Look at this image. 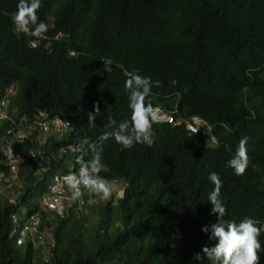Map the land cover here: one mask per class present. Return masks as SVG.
Masks as SVG:
<instances>
[{
    "label": "trees",
    "instance_id": "trees-1",
    "mask_svg": "<svg viewBox=\"0 0 264 264\" xmlns=\"http://www.w3.org/2000/svg\"><path fill=\"white\" fill-rule=\"evenodd\" d=\"M17 3L0 0V88L18 90L10 116L0 118V148L9 144L23 157L18 197L9 202L0 194V264H34L42 246L18 241L25 220L38 214L40 232L54 224L41 264H212L194 259L215 243L202 230L218 217L208 201L212 171L222 180L224 219L254 218L264 226V0H43L39 20L53 17L46 34L68 36L41 39L36 48V37L13 23ZM126 73L160 81L153 105L176 106L183 118L200 116L213 125L212 134L158 123L152 147L101 141L113 131L109 117L131 119ZM97 103L103 116L93 126L88 114ZM40 111L67 118L72 130L49 134L44 143L33 142L35 134L14 142V124L35 120ZM243 137L251 163L236 175L228 161ZM93 142L103 144L100 175L122 183L124 198L114 207L74 201L63 216L42 210L55 176L78 172L76 149L88 151ZM9 172L0 149V176ZM88 198L85 192L82 199Z\"/></svg>",
    "mask_w": 264,
    "mask_h": 264
},
{
    "label": "clouds",
    "instance_id": "clouds-1",
    "mask_svg": "<svg viewBox=\"0 0 264 264\" xmlns=\"http://www.w3.org/2000/svg\"><path fill=\"white\" fill-rule=\"evenodd\" d=\"M42 7L43 0H18L16 5L17 11L12 17L13 23L16 26L18 32H22L28 37H36V39L31 41V46L34 48H36L41 43V39L59 40L64 36H68L61 32L51 37L46 34L48 26H53V17H50L47 23L40 21L38 13ZM69 54L71 56H77L73 50H70ZM126 76L127 79L125 81V88L130 93L129 107L131 108V119L130 121L124 120L117 123L115 119L109 117L108 122L113 126V131L104 134L100 138L101 141L112 137L116 143L122 146L123 149L132 148L136 144H146L147 146L152 147L156 142V132L153 128V125L158 123H165L173 126H184L186 130L192 135H197L199 133L212 134L213 125L200 116L183 118L182 116L178 115L176 106L169 110L161 106L155 107L153 105L151 98H153L155 94L152 92V88L154 86H162L160 81H153L151 77L141 76L136 73H126ZM172 83L175 84V81H172ZM17 94L18 90L16 86H11L4 90L0 88V101L4 100L6 102L5 110L7 112V117L5 118L10 116L9 106L11 104V100ZM159 109L167 112H174L173 114L175 118L177 120L181 119L183 122L179 125L169 122H161ZM40 112L46 113L49 120L60 118L66 122L68 121L70 126L63 132L50 131L48 133L39 134L35 131L31 133V135L35 134V136L32 137L33 142L36 140L40 141L42 137H47L49 134H60L61 136L62 134H66L72 130V124L67 118L61 115L52 117L45 111ZM39 113L37 117L39 116ZM88 115V122L94 126L97 117L103 116L98 103L95 105V110L93 112H89ZM22 118L20 123H17V125L14 124L13 132L16 126L21 125ZM193 118L202 119L208 124L210 129L207 128L200 131H198V129H190L186 121H193ZM211 141L213 143L217 142L215 136L211 137ZM247 143L248 137L241 138L233 158L228 161V166L234 169L236 175H244L251 163V157L248 153ZM76 150L81 152V155L77 157L76 161L77 164H79L78 172H69L67 174L56 175L63 176V185L67 187L68 192L70 193L69 198L72 201L81 200V203L84 201L88 203L93 202L91 196H96L104 200H110L112 198H124L125 189L123 187L122 190L120 186H124L122 183H119V181L115 178L108 179L100 175V172L104 168L102 163L103 144L101 142H93L89 145L88 151H84L79 148ZM89 152L91 153V158L85 159ZM209 180L214 184V189L209 193L208 201L213 206L211 209L212 214H218V217L216 223L210 226H205L202 230L205 233L209 232L210 230L211 235L209 239L215 241V243L211 246L205 245L202 249L203 255L197 253L194 259L202 260L206 257L212 262V264H260L261 253L264 252V244H262L260 237L261 234L264 233V226H259V221L254 218H244L239 222L226 221L224 218L227 214V208L224 201L221 199L222 180L220 179L219 174L215 171H212L209 174ZM52 191L55 192L56 188L54 187ZM85 192L89 194V198L87 200L82 199ZM62 199V196L57 197L56 202L58 206L54 208V211H56L61 216L64 215V207L61 203ZM71 204H68L67 202L66 208ZM173 225V237L177 238L179 237L178 219L174 220Z\"/></svg>",
    "mask_w": 264,
    "mask_h": 264
},
{
    "label": "rangeland",
    "instance_id": "rangeland-1",
    "mask_svg": "<svg viewBox=\"0 0 264 264\" xmlns=\"http://www.w3.org/2000/svg\"><path fill=\"white\" fill-rule=\"evenodd\" d=\"M45 140H46V137H42V139H40V141H38V142L43 143V142H45ZM0 149H1V152H2L3 157H4V161H7L8 164L11 163L12 162L11 158L13 159L12 154L14 152L13 148L9 147V145L7 144L5 146H1ZM17 170H18V163H17L16 168L10 170L9 175L7 174V176H5L4 173H2L0 176V181L2 182V185L0 188L1 197L3 199H6L9 202H14L16 200V198L18 197V191L16 188ZM120 186L123 190L124 186H122V185H120ZM66 194L68 197H70V193L68 192L67 187L65 188V195ZM91 199L93 201H96L97 204L99 203L101 205H106L107 202L111 201L112 206L114 207L116 204L117 198H112L110 200H104V199H100L99 197H96V196H91ZM56 201H57V196H55L54 193L52 195L51 194L45 195L41 201L42 210H44L45 212H47L49 214L50 212H52V210H54V204L57 203ZM40 217H41V215L38 214V215H35L34 217H31V218L25 220L24 231H22L21 235H20L22 238H20L18 241L20 245L22 243L24 244L25 240L31 241L33 244V248L35 250H37V248L40 245L42 246V248L44 250L37 251L36 258L34 259V264H41L42 263V258H44L48 255V247L50 246L52 239H53L52 234H51L52 233V226L54 225L53 220L50 221V224H46L45 231L40 232L39 228H38L42 222ZM25 228H26V230H25Z\"/></svg>",
    "mask_w": 264,
    "mask_h": 264
},
{
    "label": "built area",
    "instance_id": "built-area-1",
    "mask_svg": "<svg viewBox=\"0 0 264 264\" xmlns=\"http://www.w3.org/2000/svg\"><path fill=\"white\" fill-rule=\"evenodd\" d=\"M6 107V102L0 101V117L5 118L7 117V112L5 110ZM160 111V116H161V122H169L173 123L175 125H179L183 122V120L179 119L177 120L174 116V112H167L162 109H159ZM188 127L190 129H198V131L203 130V129H210L208 124L203 121L200 118H193V121H186ZM70 126V123L67 121H64L60 118H56L53 120L48 119V115L44 112H40L39 116L35 120H29L28 118H22V123L21 125L16 126L14 132H13V141L16 142H24L30 138L31 133L33 132H38L39 134L43 133H48L50 131H55V132H63ZM197 131V132H198ZM30 156L35 157L37 152L32 149L30 150ZM13 159L11 158L12 162L8 164L6 161V164L8 165V168L14 169L17 166L18 161L22 160V156L19 155L16 152H13L12 154ZM59 178V179H58ZM63 176H56L55 181L53 186L51 187V195L54 193L55 196L57 197H63L61 200V203L63 204L64 209L66 208V204L73 203L67 194L65 195V188L66 186L63 185ZM56 188V191L53 192L52 189ZM57 203L54 204V208L57 207Z\"/></svg>",
    "mask_w": 264,
    "mask_h": 264
}]
</instances>
